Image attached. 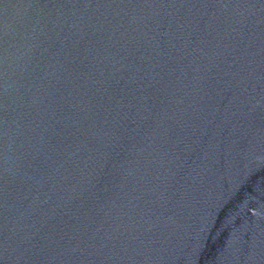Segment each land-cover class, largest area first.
Segmentation results:
<instances>
[{
	"label": "water",
	"instance_id": "1",
	"mask_svg": "<svg viewBox=\"0 0 264 264\" xmlns=\"http://www.w3.org/2000/svg\"><path fill=\"white\" fill-rule=\"evenodd\" d=\"M0 264H264V0H0Z\"/></svg>",
	"mask_w": 264,
	"mask_h": 264
}]
</instances>
